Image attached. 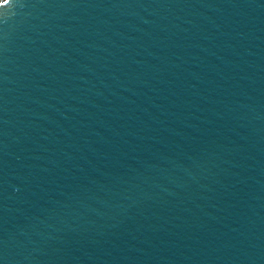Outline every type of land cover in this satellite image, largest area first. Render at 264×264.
Segmentation results:
<instances>
[{"label":"water","instance_id":"1","mask_svg":"<svg viewBox=\"0 0 264 264\" xmlns=\"http://www.w3.org/2000/svg\"><path fill=\"white\" fill-rule=\"evenodd\" d=\"M0 264H264V0H0Z\"/></svg>","mask_w":264,"mask_h":264}]
</instances>
